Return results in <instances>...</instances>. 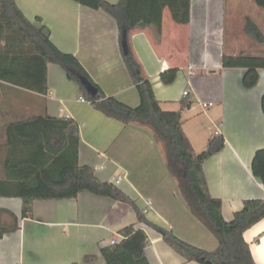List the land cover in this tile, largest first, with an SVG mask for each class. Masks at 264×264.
<instances>
[{
    "label": "crops",
    "instance_id": "obj_1",
    "mask_svg": "<svg viewBox=\"0 0 264 264\" xmlns=\"http://www.w3.org/2000/svg\"><path fill=\"white\" fill-rule=\"evenodd\" d=\"M106 1L117 4L120 0ZM16 2L31 22L42 19L54 45L73 55L106 95L129 107L140 105L123 59L120 28L110 14L72 0ZM220 5L221 0H191V20L185 25L176 23L165 8L162 41L156 42L150 28L137 29L129 33V46L143 77L153 83L161 106L179 105L176 111H181L183 129L188 120L183 119L182 102L191 101L187 113L199 120V131H208L211 125L216 129L214 136L225 139V147L203 168L211 196L222 201L223 216L231 221L244 201L264 199V185L252 169L256 153L264 149V69L259 70L258 84L247 89L245 69L223 67L226 26ZM14 38L0 2V53L39 52L32 44L14 43ZM169 69L179 73L173 84L165 85L160 75ZM68 70L72 68L54 58L48 67L47 95L0 80V180L16 187L29 170L26 161L31 149L14 128L8 134L10 126L39 116L72 119L80 129L81 166L92 168L101 181L114 183L152 223L190 245L215 251L217 238L192 214L150 131L126 126L96 110L79 95ZM194 102L204 117L196 115ZM204 103L214 105L205 109ZM184 131L196 153V143L207 149L214 137ZM130 225L147 235L150 264H200L186 261L155 228L139 222L130 204L88 192L76 199L36 200L30 218L22 217L20 198L0 197V227L17 226L0 238V264H105L101 250L120 241V231ZM244 238L256 263L264 264V220Z\"/></svg>",
    "mask_w": 264,
    "mask_h": 264
},
{
    "label": "trees",
    "instance_id": "obj_2",
    "mask_svg": "<svg viewBox=\"0 0 264 264\" xmlns=\"http://www.w3.org/2000/svg\"><path fill=\"white\" fill-rule=\"evenodd\" d=\"M94 10H104L110 14L120 28V43L123 59L140 95L141 103L133 108L116 98L106 95L93 81L78 60L71 54L60 51L54 43L43 35L46 27L41 18L35 22L28 20L17 5L16 0H0L3 18L15 33L14 43L32 44L38 53H0V80L24 89L47 95L48 67L54 58L67 64L70 80L78 85L79 95L106 117L118 120L124 125H137L150 131L164 156L168 171L176 179L182 198L192 214L210 230L218 240L215 251L209 252L179 239L171 230L149 221L136 203L124 194L114 183L103 182L89 166L79 163L80 129L72 119H58L39 116L14 126L13 129L31 151L26 161L28 172L22 182L14 185L0 180V197L20 198L22 217L33 215L36 200L76 199L81 193L105 197L130 204L139 222L155 228L164 241L188 262L200 264H257L250 244L244 234L264 220V199H250L235 213L231 221H226L222 213V201L213 198L209 192L204 163L225 147L223 137H212L208 148L196 153L183 129L181 111H164L154 93L153 83L142 75L141 65L136 61L129 46V33L132 30L150 28L157 43L162 41V18L165 8H169L173 20L178 24H188L191 20V0H120L111 4L106 0H72ZM264 10V0H255ZM244 31L256 42L264 45V33L250 18H247ZM54 57V58H53ZM224 68H243L246 73L243 85L254 88L259 81V70L264 69V56L246 52L236 56H223ZM178 69L161 73L160 81L173 84ZM86 82L97 94L90 95L83 83ZM192 102H182L187 109ZM264 112V96L262 98ZM11 143V142H10ZM254 175L264 185V149L259 150L252 165ZM0 227V238L15 231ZM120 241L101 250L105 264H150L146 255L148 237L144 231L130 225L119 233ZM92 259L86 258V261Z\"/></svg>",
    "mask_w": 264,
    "mask_h": 264
},
{
    "label": "rangeland",
    "instance_id": "obj_3",
    "mask_svg": "<svg viewBox=\"0 0 264 264\" xmlns=\"http://www.w3.org/2000/svg\"><path fill=\"white\" fill-rule=\"evenodd\" d=\"M220 8L223 26H226V30H224L226 34V54L234 56L246 52L250 55L264 56V45L256 42L253 38L246 35L244 31L246 20L247 18H250L264 33V10L256 5L255 0H221ZM168 105L171 106L164 105L162 109L164 111H176L180 108L177 104ZM193 107L197 116L204 117V113L201 111L198 103L194 102ZM188 110L189 109H186L183 112V119L188 120L184 127L187 133L190 134L191 131H195L202 138H208L215 135L216 129L211 125H209L208 131H199V125L197 123L199 120L190 119L191 115H188ZM203 119L205 120V118ZM196 146V151L198 153L206 150V147H200L197 143Z\"/></svg>",
    "mask_w": 264,
    "mask_h": 264
},
{
    "label": "water",
    "instance_id": "obj_4",
    "mask_svg": "<svg viewBox=\"0 0 264 264\" xmlns=\"http://www.w3.org/2000/svg\"><path fill=\"white\" fill-rule=\"evenodd\" d=\"M43 35L47 38L50 37V32L48 29H44L43 30ZM83 85L85 86L87 92L92 95V96H95L97 94V91L96 89H94L92 86H90L88 83L84 82Z\"/></svg>",
    "mask_w": 264,
    "mask_h": 264
},
{
    "label": "built area",
    "instance_id": "obj_5",
    "mask_svg": "<svg viewBox=\"0 0 264 264\" xmlns=\"http://www.w3.org/2000/svg\"><path fill=\"white\" fill-rule=\"evenodd\" d=\"M189 95V92L188 91H185L184 92V96H188ZM214 104L213 103H204L203 104V107L205 108V109H208V108H210V107H212ZM119 180H121V178H119ZM117 241H112V243L111 244H115Z\"/></svg>",
    "mask_w": 264,
    "mask_h": 264
}]
</instances>
